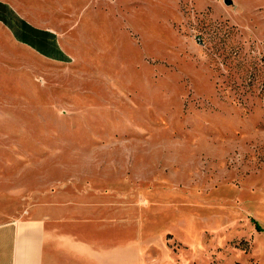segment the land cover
Here are the masks:
<instances>
[{
	"label": "rangeland",
	"instance_id": "1",
	"mask_svg": "<svg viewBox=\"0 0 264 264\" xmlns=\"http://www.w3.org/2000/svg\"><path fill=\"white\" fill-rule=\"evenodd\" d=\"M67 1L0 0V224L136 191L148 264H264V0Z\"/></svg>",
	"mask_w": 264,
	"mask_h": 264
},
{
	"label": "crops",
	"instance_id": "2",
	"mask_svg": "<svg viewBox=\"0 0 264 264\" xmlns=\"http://www.w3.org/2000/svg\"><path fill=\"white\" fill-rule=\"evenodd\" d=\"M53 59L61 63L66 57L57 50ZM90 191L104 207L98 217L84 207L67 204L0 224V264H148L147 242L138 235L136 191L125 193L129 200H122L116 189ZM123 206L129 207L124 220L116 212Z\"/></svg>",
	"mask_w": 264,
	"mask_h": 264
},
{
	"label": "trees",
	"instance_id": "3",
	"mask_svg": "<svg viewBox=\"0 0 264 264\" xmlns=\"http://www.w3.org/2000/svg\"><path fill=\"white\" fill-rule=\"evenodd\" d=\"M257 230L263 231L259 226L255 225Z\"/></svg>",
	"mask_w": 264,
	"mask_h": 264
},
{
	"label": "water",
	"instance_id": "4",
	"mask_svg": "<svg viewBox=\"0 0 264 264\" xmlns=\"http://www.w3.org/2000/svg\"><path fill=\"white\" fill-rule=\"evenodd\" d=\"M224 1H225V2L228 1L229 4L231 3V1H229V0H224Z\"/></svg>",
	"mask_w": 264,
	"mask_h": 264
}]
</instances>
